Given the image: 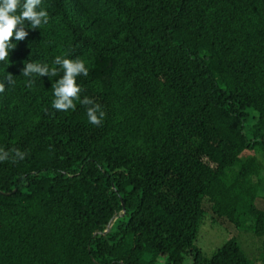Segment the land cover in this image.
Instances as JSON below:
<instances>
[{"label":"trees","instance_id":"1","mask_svg":"<svg viewBox=\"0 0 264 264\" xmlns=\"http://www.w3.org/2000/svg\"><path fill=\"white\" fill-rule=\"evenodd\" d=\"M41 7L48 24L0 61V149L27 154L0 162V264H264V0ZM58 55L89 68L100 126L52 107L58 76L20 75ZM207 216L233 230L210 257Z\"/></svg>","mask_w":264,"mask_h":264},{"label":"clouds","instance_id":"2","mask_svg":"<svg viewBox=\"0 0 264 264\" xmlns=\"http://www.w3.org/2000/svg\"><path fill=\"white\" fill-rule=\"evenodd\" d=\"M42 0H0V61L9 60V49L16 47L12 43L13 38L15 41L24 40L28 36L26 31L25 22L31 25L32 29H37L42 25H47L49 22V14L46 9L41 7ZM53 64L57 67H49L47 64L39 62H24V67L20 75L24 77L51 76L59 77L52 84L53 96L52 107L57 111H69L76 108L75 101H79L81 105L86 106V115L89 123L100 126L102 124L105 112L101 109V105L95 103L88 96L82 99L80 93L82 89L77 84L76 78L78 76H87L89 68L86 66L84 60L76 58L70 59L64 56H56ZM13 76L8 73L6 81L9 85L15 83ZM34 81L29 79L27 81L30 87ZM5 92V83L0 82V93ZM26 153L17 148L10 150L0 149V162H12L23 160Z\"/></svg>","mask_w":264,"mask_h":264},{"label":"rangeland","instance_id":"3","mask_svg":"<svg viewBox=\"0 0 264 264\" xmlns=\"http://www.w3.org/2000/svg\"><path fill=\"white\" fill-rule=\"evenodd\" d=\"M260 207H264V201L261 200L259 203ZM206 210L210 211V205L208 202H205ZM231 228L226 229L221 225H213L211 222V217L207 216L206 220L201 226L199 231L198 239L196 241V245L203 250L204 254L208 257L213 255L215 251L221 247L226 241H228L232 236L229 234ZM240 242L242 244L243 249L247 252V254L251 256H258L262 243L259 240H256L251 235L248 234H240ZM259 257V256H258ZM191 260L187 258L184 264H191ZM254 264H261L258 260L254 261Z\"/></svg>","mask_w":264,"mask_h":264}]
</instances>
